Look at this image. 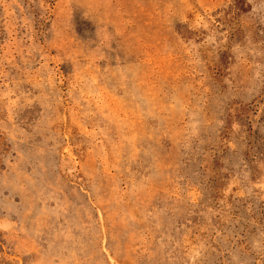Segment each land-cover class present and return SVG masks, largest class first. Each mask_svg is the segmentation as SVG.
<instances>
[{
    "label": "rangeland",
    "instance_id": "rangeland-1",
    "mask_svg": "<svg viewBox=\"0 0 264 264\" xmlns=\"http://www.w3.org/2000/svg\"><path fill=\"white\" fill-rule=\"evenodd\" d=\"M0 264H264V0H0Z\"/></svg>",
    "mask_w": 264,
    "mask_h": 264
}]
</instances>
